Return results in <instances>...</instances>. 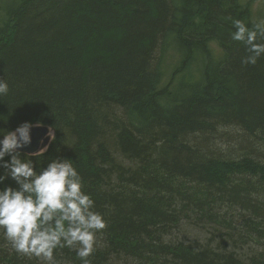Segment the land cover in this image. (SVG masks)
<instances>
[{"label":"trees","instance_id":"trees-1","mask_svg":"<svg viewBox=\"0 0 264 264\" xmlns=\"http://www.w3.org/2000/svg\"><path fill=\"white\" fill-rule=\"evenodd\" d=\"M234 20L259 23L247 0H0V140L54 131L20 157L71 161L107 225L89 264H264V163L209 145L264 137V55L242 63ZM0 264L41 262L0 247Z\"/></svg>","mask_w":264,"mask_h":264},{"label":"clouds","instance_id":"clouds-1","mask_svg":"<svg viewBox=\"0 0 264 264\" xmlns=\"http://www.w3.org/2000/svg\"><path fill=\"white\" fill-rule=\"evenodd\" d=\"M233 26L232 40L244 44L249 53L242 63L255 65L264 55V44L257 43L264 39V21L251 29L240 20H234ZM7 93L8 85L0 80V96ZM32 127L23 123L0 140V168L5 170L0 183L10 178L18 185V190L0 191V230L16 253L41 264H56L54 250L64 247L75 249L78 258L89 264L97 233L107 225L91 210L93 201L82 191L81 177L71 161L54 159L37 172L31 160L21 159L17 150L30 145ZM53 133L50 128V141L55 140ZM5 156L10 157L8 162Z\"/></svg>","mask_w":264,"mask_h":264},{"label":"rangeland","instance_id":"rangeland-1","mask_svg":"<svg viewBox=\"0 0 264 264\" xmlns=\"http://www.w3.org/2000/svg\"><path fill=\"white\" fill-rule=\"evenodd\" d=\"M249 1L251 16L253 20L264 21V0ZM210 140V151L212 155L228 157L229 160H239L243 157H249L262 165L264 163V138L244 137V134L236 128L219 129L216 136ZM215 135V134H214ZM213 135V136H214ZM228 142L230 144H228ZM0 247H5L9 251L12 249L9 242L5 239L3 232H0ZM116 264H125L124 260ZM132 264V263H131Z\"/></svg>","mask_w":264,"mask_h":264},{"label":"water","instance_id":"water-1","mask_svg":"<svg viewBox=\"0 0 264 264\" xmlns=\"http://www.w3.org/2000/svg\"><path fill=\"white\" fill-rule=\"evenodd\" d=\"M49 129L50 128L47 126L40 125L37 127L33 125V127L29 129L30 145L18 149L17 151L27 156H36L43 153L41 150L47 148L50 143V139L47 135Z\"/></svg>","mask_w":264,"mask_h":264}]
</instances>
